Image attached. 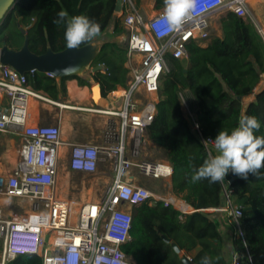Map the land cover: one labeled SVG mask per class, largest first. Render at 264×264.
Returning a JSON list of instances; mask_svg holds the SVG:
<instances>
[{"label": "built area", "instance_id": "1", "mask_svg": "<svg viewBox=\"0 0 264 264\" xmlns=\"http://www.w3.org/2000/svg\"><path fill=\"white\" fill-rule=\"evenodd\" d=\"M209 4L197 22L160 37L152 25L163 9L150 15L143 13L135 0H122L121 11L115 14L124 29L125 67L129 72L126 87L111 93L106 104L85 106L55 101L29 85L27 75L0 63V132L21 138L15 169L0 174V198L20 208L10 209L7 214L0 206V264L26 255L41 257L43 264H135L123 246L130 240L138 206L163 202L182 214L189 213L181 200L151 191L141 178L171 184L172 165L151 158L146 150L161 83L174 70L172 60H188L191 43L202 47L208 44L212 38L210 18L215 13L232 12L244 19L250 16L249 0H209ZM179 95L185 116L197 128L191 93L183 90ZM118 100L121 104L115 105ZM31 103L105 118L100 140L65 143L58 125L37 121ZM212 145L208 142L209 157ZM105 163L111 179L100 196L82 203L79 212L73 214L71 204L58 197L60 168L93 175ZM224 196L225 206L217 211L244 240L241 208L234 204L226 187ZM240 259L241 255L234 252L230 264H241Z\"/></svg>", "mask_w": 264, "mask_h": 264}, {"label": "trees", "instance_id": "2", "mask_svg": "<svg viewBox=\"0 0 264 264\" xmlns=\"http://www.w3.org/2000/svg\"><path fill=\"white\" fill-rule=\"evenodd\" d=\"M135 1L139 7L143 2ZM154 2L156 10L163 9L164 0ZM116 4L117 0H19L0 28V49L4 45L21 49L26 38L36 54H44L48 48L55 52L66 49V23H54L61 11L66 13V20L83 15L101 26V35L81 46L97 42L110 28L113 36L119 37L124 29L115 14ZM20 27L26 30V36ZM221 30L223 37H212L204 47L191 43L188 60H172L174 70L161 83L157 115L148 129V138L166 151L173 167L171 194L194 211L182 214L163 202L138 206L130 240L123 246L135 264H184L163 235L176 243L192 264H201L206 255L212 257L213 264H230L220 213L206 212L224 208V187L242 211L239 221L244 240L235 234L232 249L241 255V264H264V168L259 176L249 174L247 179L231 171L223 182L204 179L194 183L191 179L209 158V149L202 141L212 142L221 130L230 132L238 127L242 114L256 117L261 128L254 134L264 136V89L255 94L264 76V37L252 22L232 12L224 13ZM125 61L124 45L107 39L83 75L58 80L34 72L27 74L28 84L55 101H63L67 98V81L77 80L81 87L98 85L101 97L107 99L127 85ZM99 65L103 70L93 72L92 68ZM183 90L194 99L197 128L185 116L179 95ZM253 95L254 100L245 106L244 99ZM210 151L215 155L213 145ZM8 264H43V260L26 255Z\"/></svg>", "mask_w": 264, "mask_h": 264}, {"label": "clouds", "instance_id": "3", "mask_svg": "<svg viewBox=\"0 0 264 264\" xmlns=\"http://www.w3.org/2000/svg\"><path fill=\"white\" fill-rule=\"evenodd\" d=\"M210 6L209 0H164L161 14L154 21L153 31L160 37L182 30L186 24L197 22L202 12ZM54 23H66L65 40L68 48H79L92 42L101 35V26L80 15L66 20V13L61 11ZM261 128L254 116L241 115L238 127L230 132L221 130L214 140L215 155L205 159L194 171L192 182L207 179L210 183L223 182L231 171L247 179L249 174L259 176L264 168V136L254 133ZM209 140L202 141L207 147ZM201 264H213L212 257L204 256Z\"/></svg>", "mask_w": 264, "mask_h": 264}, {"label": "rangeland", "instance_id": "4", "mask_svg": "<svg viewBox=\"0 0 264 264\" xmlns=\"http://www.w3.org/2000/svg\"><path fill=\"white\" fill-rule=\"evenodd\" d=\"M249 7H250V16L248 17V20L256 26V28L259 30L261 35L264 37V32L262 28L263 22L261 21V18L264 20V0H261L256 4H254L253 2H249ZM140 9L143 13H148L150 15H152L155 11H157L155 8L154 0H143ZM223 15L224 13H215L214 15L211 16L210 33L212 37L215 36L218 37V35H221V18L223 17ZM107 39H113L123 44V36L121 35L119 37H114L112 34V28H110L104 36L99 38L97 42L103 43ZM94 90L97 92V88H94ZM105 101H108V98ZM64 103H68V102L66 101ZM120 104H121V100H118L115 103V105H120ZM32 110L35 111L34 112L36 115L35 117L37 118V121L41 125H58L61 128L62 140L68 144V138L71 136L74 130L75 123H73L72 120L70 119L67 120L65 114L67 112L73 114H80V112L61 110L58 109L57 107L43 106V105L40 106L38 104H35ZM94 118L101 120V117L98 116ZM66 122L69 124L68 126ZM159 154H160L159 151L155 153V157L158 158ZM151 157L154 158V155ZM66 177L69 179L68 188H67L68 193L66 194L67 199L82 204L90 199H95L98 196H100L104 188V185L111 179V173L108 170V163L101 165L99 167V171L93 175L75 173L70 169L62 167L59 170V179H58L59 180L58 194L62 197H65V195L62 194V191L65 189V186H67L65 181ZM141 183L145 185L148 189H150L151 191L157 194H162L164 196H168L171 194L170 184L163 180L141 178ZM10 209L20 211L19 210L20 208L16 207L14 203L10 207ZM231 230L234 233L236 232L234 227ZM2 250H3V241L0 240V262H1Z\"/></svg>", "mask_w": 264, "mask_h": 264}, {"label": "crops", "instance_id": "5", "mask_svg": "<svg viewBox=\"0 0 264 264\" xmlns=\"http://www.w3.org/2000/svg\"><path fill=\"white\" fill-rule=\"evenodd\" d=\"M260 1L261 0H249V2H253L254 4ZM218 37L220 38L223 37L222 30H221V35H218ZM263 84H264V76L260 84L258 85V87L255 89V94H258L264 89ZM66 85H67V98L65 99V101L63 100L64 102L67 101L68 103L85 105V106H88L91 104H95V105L106 104V101H105L106 99H103L101 97L100 87L98 85H95L92 88L81 87L78 85L77 80H69L67 81ZM70 85H74L76 89L71 90ZM94 88H97V92L94 90ZM78 90H82V91L85 90L88 92V94H86L85 92H80V91L78 92ZM254 98H255L254 95L245 98L244 99L245 106H248L249 103L254 100ZM34 106H32V109ZM194 107H195V102H194ZM66 114H68L72 122L75 123L74 130L71 136L68 138V144H72V145L87 144V143H95L100 140L102 130L106 122L105 118H101V120H99V119H95L94 118L95 116H92L90 114H85V113L73 114V113L67 112ZM20 145H21V138L19 136L14 135V134L0 132V174H8L15 169L18 163V160H19L18 151L20 149ZM158 151L160 152V154H159V157L157 158L155 157V153H157ZM146 152L148 153V155H150V157L154 155L153 159L168 161L166 151L162 147L152 143L149 140V138L147 142ZM170 196H173V195L170 194ZM183 204L187 208V211L189 212L188 214L194 211L191 207H189L184 202ZM12 205L13 203L10 202V200H8L7 198H0V206L5 207V210H4L5 213L9 214L10 207ZM210 210H211V213L219 212L215 209H210ZM219 213L222 219L221 229L224 234L223 236L225 238V253L228 259H230L232 254L235 252L232 249V241H233L235 233L232 232L231 229L233 228V226L232 227L229 226L230 223L228 222L225 215L222 212H219ZM182 254H185V252L182 251Z\"/></svg>", "mask_w": 264, "mask_h": 264}, {"label": "water", "instance_id": "6", "mask_svg": "<svg viewBox=\"0 0 264 264\" xmlns=\"http://www.w3.org/2000/svg\"><path fill=\"white\" fill-rule=\"evenodd\" d=\"M19 0H0V28L5 20L15 9ZM122 0H117L115 12L121 11ZM20 31L26 36L27 32L20 27ZM103 43L93 42L79 48H66L62 51L55 52L48 48L44 54H36L30 49L29 39L26 38L21 49H11L4 45L0 49V63L9 66L22 75L38 72L42 74H51L54 78L62 80L83 75L95 61L102 51ZM103 66L99 65L92 68L93 72L102 71ZM167 243H171L176 253L181 255V261L184 264H192L191 260L182 254L181 249L171 239L163 235Z\"/></svg>", "mask_w": 264, "mask_h": 264}, {"label": "bare ground", "instance_id": "7", "mask_svg": "<svg viewBox=\"0 0 264 264\" xmlns=\"http://www.w3.org/2000/svg\"><path fill=\"white\" fill-rule=\"evenodd\" d=\"M261 21L263 22L262 23V28H263V32H264V20L261 18ZM264 85V84H263ZM70 87H71V90L72 89H76V87L74 86V85H70ZM85 92L86 94H88V92L87 91H82V90H78V92ZM73 92V91H72ZM72 94V93H71ZM120 94H122V93H120ZM72 96V95H71ZM78 96V95H77ZM33 104L34 103H31L30 105H31V110H32V106H33ZM69 114V113H68ZM68 114H65V116H66V118H67V120H69L70 119V117H69V115ZM71 120V119H70ZM67 123V122H66ZM69 124L67 123V126H68ZM68 178L66 177L65 178V181H66V184H67V186H65V189L62 191V194L63 195H65V197H62V196H60L59 194H58V197L59 198H61V199H63V200H67V202L69 203V204H71V207H72V210H73V214H76L77 212H79V210H80V207H81V204H79V203H76V202H73V201H70V200H68L67 199V197H66V194L68 193V191H67V188H68Z\"/></svg>", "mask_w": 264, "mask_h": 264}]
</instances>
